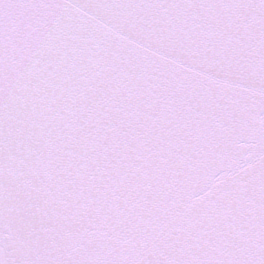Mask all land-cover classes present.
Segmentation results:
<instances>
[{
  "label": "snow or ice",
  "instance_id": "obj_1",
  "mask_svg": "<svg viewBox=\"0 0 264 264\" xmlns=\"http://www.w3.org/2000/svg\"><path fill=\"white\" fill-rule=\"evenodd\" d=\"M0 264H264V0H0Z\"/></svg>",
  "mask_w": 264,
  "mask_h": 264
}]
</instances>
